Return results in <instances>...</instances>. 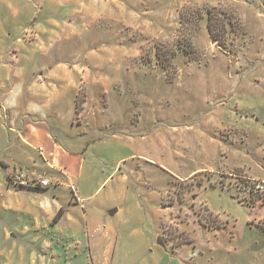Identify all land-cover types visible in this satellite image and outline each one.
I'll return each instance as SVG.
<instances>
[{
  "label": "rangeland",
  "instance_id": "rangeland-1",
  "mask_svg": "<svg viewBox=\"0 0 264 264\" xmlns=\"http://www.w3.org/2000/svg\"><path fill=\"white\" fill-rule=\"evenodd\" d=\"M0 2V62L24 56L18 39L100 79L88 91L129 130L135 157L180 176L147 167L154 188L137 187L144 214L168 209L158 241L194 239L165 245L172 262H160L264 264V199L252 191L264 182V0ZM20 173L30 182L16 170L10 185L26 187L14 184Z\"/></svg>",
  "mask_w": 264,
  "mask_h": 264
},
{
  "label": "crops",
  "instance_id": "crops-1",
  "mask_svg": "<svg viewBox=\"0 0 264 264\" xmlns=\"http://www.w3.org/2000/svg\"><path fill=\"white\" fill-rule=\"evenodd\" d=\"M17 42L24 56L0 62V264L172 262L164 246L181 248L194 239L160 245L168 209L152 214L155 220L144 214L137 187L154 188L142 181L147 167L166 178L180 176L135 157L129 130H117L121 122L107 116L110 109L104 112L103 94L88 91L100 79L49 64L45 48ZM35 50L43 56L39 64ZM16 170L49 186H12L8 175Z\"/></svg>",
  "mask_w": 264,
  "mask_h": 264
},
{
  "label": "built area",
  "instance_id": "built-area-1",
  "mask_svg": "<svg viewBox=\"0 0 264 264\" xmlns=\"http://www.w3.org/2000/svg\"><path fill=\"white\" fill-rule=\"evenodd\" d=\"M14 178H15L14 181L15 185H20V186L34 185L41 188H45L49 186V182L44 179H39L34 182L26 183V181L24 180V175H22L21 173L16 174ZM252 191L255 195H257L258 197H262L264 199V182H255Z\"/></svg>",
  "mask_w": 264,
  "mask_h": 264
},
{
  "label": "trees",
  "instance_id": "trees-1",
  "mask_svg": "<svg viewBox=\"0 0 264 264\" xmlns=\"http://www.w3.org/2000/svg\"><path fill=\"white\" fill-rule=\"evenodd\" d=\"M37 187H38V186H37ZM60 214H61V212L58 213L57 217L60 216ZM210 215L212 216L213 214L211 213ZM213 218H215V217H213ZM201 224H202L205 228H208V229H211V227H213V228H219V229L224 228L223 223H219V224H217V225H210V224H208V222H207V223H201ZM260 229L264 232V227L260 226Z\"/></svg>",
  "mask_w": 264,
  "mask_h": 264
},
{
  "label": "water",
  "instance_id": "water-1",
  "mask_svg": "<svg viewBox=\"0 0 264 264\" xmlns=\"http://www.w3.org/2000/svg\"><path fill=\"white\" fill-rule=\"evenodd\" d=\"M159 244H160V245H163L162 242H160V241H159Z\"/></svg>",
  "mask_w": 264,
  "mask_h": 264
}]
</instances>
